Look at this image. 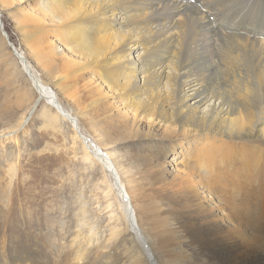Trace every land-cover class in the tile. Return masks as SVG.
<instances>
[{
	"label": "rangeland",
	"instance_id": "rangeland-1",
	"mask_svg": "<svg viewBox=\"0 0 264 264\" xmlns=\"http://www.w3.org/2000/svg\"><path fill=\"white\" fill-rule=\"evenodd\" d=\"M35 2L0 0V264H147L127 225L123 197L75 134L74 122L111 157L124 155L116 163V185L119 180L123 196L131 198L138 227L158 264L264 260V136L250 131V137L219 140L185 135L173 125L166 129L167 141L106 148L125 134L118 117L104 113L118 101L112 97L92 110L83 109L87 80L100 86L93 72L69 81L63 92L54 87L52 74L61 68V57L72 53L52 31L24 41L18 27L28 13L37 11ZM253 7L250 19L256 22L264 4ZM240 11L238 19L244 21L247 1ZM254 26L252 36L264 37L255 32L261 26ZM191 30L188 16L184 35ZM196 48L190 53L196 56L192 67L208 69L213 86L223 84V70L220 75L213 72L224 60L219 55L228 50V41L209 39ZM16 51L23 58L20 63ZM32 76L73 122L44 97L22 122L36 96ZM145 128L143 124L138 132ZM151 132L161 133L157 126ZM167 147L183 148L181 163L166 154Z\"/></svg>",
	"mask_w": 264,
	"mask_h": 264
},
{
	"label": "bare ground",
	"instance_id": "bare-ground-1",
	"mask_svg": "<svg viewBox=\"0 0 264 264\" xmlns=\"http://www.w3.org/2000/svg\"><path fill=\"white\" fill-rule=\"evenodd\" d=\"M32 1H36L37 11L28 13L25 23L18 27L24 41L52 31L67 53H72L61 57V68L52 74L54 87L63 92L70 82L82 79L83 73L93 72L100 86H92L87 80L89 95L83 109L92 110L112 97L118 101L104 113L116 115L125 134L120 140L110 141L106 148L126 142L167 141L170 137L166 129L173 125L184 130L185 135L219 140L224 136L228 140L250 137V131L257 138L264 136V37L252 36L251 30L259 24L261 28L255 32L264 34V8L255 16L260 19L256 22L250 19L253 5H263V0ZM246 1L249 13L247 20L244 17L242 21L238 17ZM188 16L192 18V30L185 36ZM231 29L239 31L229 32ZM209 39L215 43L228 41V50L219 53L224 60L218 61L213 72L219 73L221 69L224 72L223 84L219 86L208 82V69L192 67L196 56L190 53L198 42ZM15 53L20 63L22 56ZM31 78L36 96L22 122L29 119L39 97L47 98L57 113L73 122L68 112L51 101L52 96L41 83ZM143 124L145 131L140 133ZM73 126L88 152L110 173L119 196L123 197L127 225L135 236L139 253L147 264H158L138 227L131 198L126 193L123 196L119 180L116 185L119 175L116 163L123 162L124 155L111 157L83 134L75 122ZM154 126L161 133L153 134ZM176 149L167 147L166 154L171 153L181 163L183 148ZM124 168L130 172L128 167ZM80 209L84 211L83 206ZM257 264H264V260L258 258Z\"/></svg>",
	"mask_w": 264,
	"mask_h": 264
},
{
	"label": "water",
	"instance_id": "water-1",
	"mask_svg": "<svg viewBox=\"0 0 264 264\" xmlns=\"http://www.w3.org/2000/svg\"><path fill=\"white\" fill-rule=\"evenodd\" d=\"M0 29H2V25H1V23H0ZM11 47H12V46H11ZM12 48H13V47H12ZM13 49H14V48H13ZM39 98H40V97H39ZM39 98L37 99V102H38ZM37 102H36V104H37ZM31 113H32V111L30 112L28 118L30 117ZM27 121H28V119L25 120L24 123L27 122Z\"/></svg>",
	"mask_w": 264,
	"mask_h": 264
}]
</instances>
